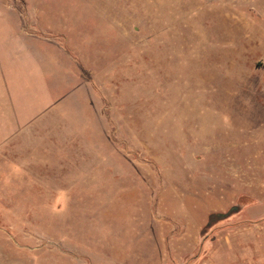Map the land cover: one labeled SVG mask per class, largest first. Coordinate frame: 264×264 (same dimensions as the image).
<instances>
[{"label":"rangeland","instance_id":"obj_1","mask_svg":"<svg viewBox=\"0 0 264 264\" xmlns=\"http://www.w3.org/2000/svg\"><path fill=\"white\" fill-rule=\"evenodd\" d=\"M0 264H264V0H0Z\"/></svg>","mask_w":264,"mask_h":264},{"label":"crops","instance_id":"obj_2","mask_svg":"<svg viewBox=\"0 0 264 264\" xmlns=\"http://www.w3.org/2000/svg\"><path fill=\"white\" fill-rule=\"evenodd\" d=\"M19 41H20V40H19ZM23 43H24V42H19V44H20L21 46H24V47H25L26 45H23ZM27 43H28L29 45L33 46V39H30V41L27 42ZM21 46H20V47H21ZM26 48H27V46H26Z\"/></svg>","mask_w":264,"mask_h":264},{"label":"water","instance_id":"obj_3","mask_svg":"<svg viewBox=\"0 0 264 264\" xmlns=\"http://www.w3.org/2000/svg\"><path fill=\"white\" fill-rule=\"evenodd\" d=\"M232 210H235V207H233V209H231V210L229 211V213H230ZM229 213H228V214H229ZM217 216H218V217H222V216H224V215H222V214H217Z\"/></svg>","mask_w":264,"mask_h":264},{"label":"bare ground","instance_id":"obj_4","mask_svg":"<svg viewBox=\"0 0 264 264\" xmlns=\"http://www.w3.org/2000/svg\"><path fill=\"white\" fill-rule=\"evenodd\" d=\"M253 40L252 39H250V42H252ZM249 42V41H248ZM245 43V42H244ZM245 45V44H244Z\"/></svg>","mask_w":264,"mask_h":264}]
</instances>
